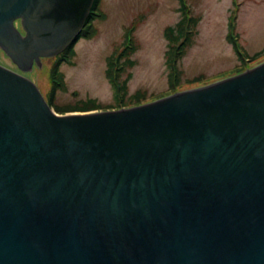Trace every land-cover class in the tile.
Segmentation results:
<instances>
[{"label": "water", "instance_id": "water-1", "mask_svg": "<svg viewBox=\"0 0 264 264\" xmlns=\"http://www.w3.org/2000/svg\"><path fill=\"white\" fill-rule=\"evenodd\" d=\"M93 2L0 0V47L58 55ZM0 264H264V63L67 115L0 64Z\"/></svg>", "mask_w": 264, "mask_h": 264}, {"label": "rangeland", "instance_id": "rangeland-1", "mask_svg": "<svg viewBox=\"0 0 264 264\" xmlns=\"http://www.w3.org/2000/svg\"><path fill=\"white\" fill-rule=\"evenodd\" d=\"M186 2L192 9L190 14L199 17L200 23L193 46L179 64L183 71L180 90L172 86L171 72L167 66L170 46L166 35V30L174 27L183 17L180 0H101L100 11L104 18L94 21L93 31L96 35L91 39L79 40L75 46L76 55L68 62H60V54L44 55L21 69L0 47V63L33 81L47 103H50L51 72L58 66L64 75L65 89L58 91L54 106H50L59 115L121 110L116 104L115 91L107 75L108 60L114 53L120 52L127 29L134 25L132 42L137 51L132 59L136 66L127 70L124 77L132 73L128 83L129 94L140 93L139 106L246 73L264 63L263 54L244 66L229 40L234 14L236 25L233 32L238 35L240 52L246 58L264 52V0ZM14 27L21 36L26 37L22 20H15ZM127 45L130 46V43L127 42ZM202 76L203 80H195ZM88 99L97 100L106 109L72 113H59L55 109V105L65 106Z\"/></svg>", "mask_w": 264, "mask_h": 264}, {"label": "trees", "instance_id": "trees-1", "mask_svg": "<svg viewBox=\"0 0 264 264\" xmlns=\"http://www.w3.org/2000/svg\"><path fill=\"white\" fill-rule=\"evenodd\" d=\"M101 0H95L93 5V11L101 13L100 11ZM180 12L182 13V19L174 26L169 27L166 31L167 39L169 41V53L167 66L171 72L172 86L175 90H180L181 82L183 79V71L179 67L182 59L185 57L187 50L193 46V41L198 33L197 27L200 23L199 17H192L189 15L186 0H180ZM101 19L104 15L101 13ZM233 17H231L232 22ZM91 22L89 19L88 23ZM135 25L132 28L127 29L125 34V41L122 45V49L119 53H114L108 60L107 75L110 78L111 84L115 91L116 104L119 108H131L139 106L140 93L135 95L129 94L128 83L132 79V73H129L124 77V73L129 69H133L136 66V62L133 61L132 55L137 51L136 45L131 42V45H127L128 36L133 33ZM233 26L230 23L229 40L234 45L236 52L244 66H248V59L251 61L259 59L264 52L257 54L254 57L246 58L239 50L237 41L232 36ZM96 35L93 31V26H86V29L80 34V38L91 39ZM129 46V47H128ZM76 55L74 45L70 46L62 55L60 62L65 60L69 61ZM66 59H64V58ZM204 77L197 78L195 80H203ZM51 92L49 105L54 106L56 96L59 90L65 89L64 75L58 70V66L51 72ZM55 109L59 113H72V112H91L97 110L106 109L105 106L100 104L95 99H88L86 101H78L75 104H69L65 106L55 105Z\"/></svg>", "mask_w": 264, "mask_h": 264}, {"label": "bare ground", "instance_id": "bare-ground-1", "mask_svg": "<svg viewBox=\"0 0 264 264\" xmlns=\"http://www.w3.org/2000/svg\"><path fill=\"white\" fill-rule=\"evenodd\" d=\"M3 56V55H2ZM3 58H4V56H3ZM1 64V63H0ZM3 65V64H2Z\"/></svg>", "mask_w": 264, "mask_h": 264}, {"label": "flooded vegetation", "instance_id": "flooded-vegetation-1", "mask_svg": "<svg viewBox=\"0 0 264 264\" xmlns=\"http://www.w3.org/2000/svg\"><path fill=\"white\" fill-rule=\"evenodd\" d=\"M21 74V73H20ZM23 75V74H22Z\"/></svg>", "mask_w": 264, "mask_h": 264}]
</instances>
